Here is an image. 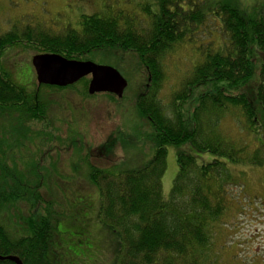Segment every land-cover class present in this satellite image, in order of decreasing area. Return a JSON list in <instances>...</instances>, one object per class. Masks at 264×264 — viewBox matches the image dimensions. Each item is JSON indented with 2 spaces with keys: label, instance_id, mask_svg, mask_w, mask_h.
<instances>
[{
  "label": "trees",
  "instance_id": "trees-1",
  "mask_svg": "<svg viewBox=\"0 0 264 264\" xmlns=\"http://www.w3.org/2000/svg\"><path fill=\"white\" fill-rule=\"evenodd\" d=\"M155 2V11L145 7L139 15L119 10L108 16H82L78 30L68 27L58 34L11 30L0 34V55L19 43L70 61L118 50L137 55L148 84L136 95L134 107L153 129L149 141L154 155L139 168L116 173L117 165L89 167L99 193L97 222L118 241L113 264H219L216 238L221 237L222 219L227 212L243 209L233 189L245 192V171L236 169L264 166V6L241 8L216 0L207 14L194 0ZM209 16L221 23L226 41L207 44L203 62L192 68L166 109L158 97L164 79L161 60L175 45L191 42V30ZM79 83L84 95L88 80ZM36 86L28 93L0 67V110L39 119L46 112L40 88L46 86ZM228 115L240 124L236 137L222 129ZM168 147L176 150L178 171L165 198L162 178ZM6 179L0 178V206L6 204V211L16 214L14 204L29 203V195L25 188L13 190L16 184L9 186ZM33 201L22 221L27 229L23 234H9L0 222V257L51 264L48 253L56 241V223L49 203L45 214H39L33 211L42 199Z\"/></svg>",
  "mask_w": 264,
  "mask_h": 264
},
{
  "label": "rangeland",
  "instance_id": "rangeland-1",
  "mask_svg": "<svg viewBox=\"0 0 264 264\" xmlns=\"http://www.w3.org/2000/svg\"><path fill=\"white\" fill-rule=\"evenodd\" d=\"M194 1L207 13L216 0ZM221 1L241 8L264 6V0ZM145 7L155 11V0H0V34L27 28L58 34L68 27L78 30L82 16H108L119 10L139 15ZM190 36L191 42L175 45L161 60L164 79L158 97L166 109L171 95L192 68L203 62L207 44L212 42L215 46L226 41L221 23L211 16L193 28ZM39 54L19 43L1 53L0 67L8 79L33 93L37 82L31 60ZM85 61L116 70L125 82L122 95L90 96L88 85L83 95L82 83L63 89L41 87L46 112L39 119L14 110H0V178L7 177L9 186L16 184L13 190L25 188L30 201L18 200L14 204L19 211L16 214L11 210L8 213L6 204H1L0 222L5 223L9 234H23L22 229H27L21 225L27 220L29 204L35 203L33 199H42L33 212L45 214L48 207L56 223V241L48 253L51 264L114 263L117 237L97 222L99 193L90 180L89 167L108 169L117 165L113 170L116 173L139 168L154 155L149 141L153 129L134 107L136 95L148 84V74L139 57L118 50L89 54L82 62ZM84 79L89 83L90 77ZM239 125L228 115L222 129L236 137ZM105 144L108 148L101 150ZM236 170L245 171V192L239 193L238 187L233 189L243 209L224 215L221 237L216 238L221 250L216 255L219 264H264V166ZM177 171L176 150L168 147L162 178L165 198L169 197ZM47 203L50 205L46 207Z\"/></svg>",
  "mask_w": 264,
  "mask_h": 264
},
{
  "label": "water",
  "instance_id": "water-1",
  "mask_svg": "<svg viewBox=\"0 0 264 264\" xmlns=\"http://www.w3.org/2000/svg\"><path fill=\"white\" fill-rule=\"evenodd\" d=\"M32 67L40 86L66 88L90 77L88 95L111 93L122 95L125 82L121 75L110 67L98 66L92 62L70 61L56 54L35 55ZM22 264L15 256L0 257V261Z\"/></svg>",
  "mask_w": 264,
  "mask_h": 264
}]
</instances>
